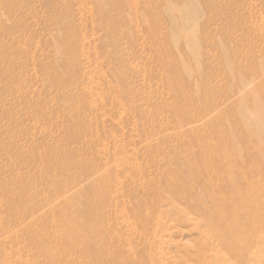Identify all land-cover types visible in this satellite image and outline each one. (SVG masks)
<instances>
[{
    "label": "rangeland",
    "instance_id": "rangeland-1",
    "mask_svg": "<svg viewBox=\"0 0 264 264\" xmlns=\"http://www.w3.org/2000/svg\"><path fill=\"white\" fill-rule=\"evenodd\" d=\"M262 120L264 0H0V264H264L203 215L264 200Z\"/></svg>",
    "mask_w": 264,
    "mask_h": 264
},
{
    "label": "bare ground",
    "instance_id": "bare-ground-1",
    "mask_svg": "<svg viewBox=\"0 0 264 264\" xmlns=\"http://www.w3.org/2000/svg\"><path fill=\"white\" fill-rule=\"evenodd\" d=\"M259 131L261 132L262 130ZM236 151L237 148L236 150H234V154L236 153ZM214 152L215 150L213 151V153ZM227 153L229 152L223 150L217 154V160L220 162L218 166L221 167L223 172H229V165L232 163L231 156ZM258 155L264 156L262 149H259ZM253 159L254 158H252V160ZM203 170L206 173H209V170L207 168H204ZM223 176L225 175H222L221 179H224L222 178ZM244 176L245 182L243 181L240 184L231 182L230 185H227L226 193L222 194L220 198L211 196L209 204L210 209H206L205 212L203 211V215L207 218L208 225L211 229V234L216 237L221 243L223 250L219 251L218 256L220 257L222 263H224L229 254L230 256L236 255L242 260H245L249 251L251 250L252 243L255 241H253V239L257 237L253 230V226L250 232V227L252 224H249V221H242V219L238 218L237 216H239L240 214H248L249 216L251 213H254L253 210H255L256 212H262L264 210V200H261L259 204L254 208L253 203L255 202V200L254 202H252L250 201L251 199L244 198V195L248 194L251 191L250 182L247 180L245 174ZM226 178H229V174ZM222 182L224 181L222 180ZM183 187L185 188V186ZM168 191H173L174 194H177L179 192L176 188H173L171 190L168 188ZM227 192L229 193V196L227 195ZM91 210L92 207H89L88 211ZM251 234L254 235V237H251ZM69 238L73 239V235H71ZM93 255L94 254L92 251L88 252V258L90 259L91 263L89 262V259H87V264H93ZM95 255H98V257L96 258H99V260L100 258H104L106 256L104 251H99L95 253ZM78 264H81V262H79Z\"/></svg>",
    "mask_w": 264,
    "mask_h": 264
}]
</instances>
